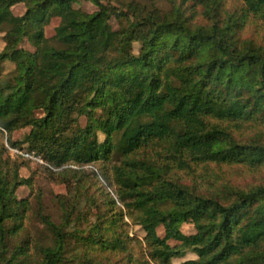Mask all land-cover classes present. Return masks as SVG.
<instances>
[{"label": "trees", "instance_id": "trees-1", "mask_svg": "<svg viewBox=\"0 0 264 264\" xmlns=\"http://www.w3.org/2000/svg\"><path fill=\"white\" fill-rule=\"evenodd\" d=\"M73 1L0 0V133L17 146L12 133L29 128L40 167L77 191L55 195L52 216L31 213L30 200L16 197L30 185L23 163L0 144V264L111 262L128 249L124 209L156 264L187 250L197 258L185 264H264V0H168L167 10L143 0L125 11L89 0L92 13ZM20 2L26 12L15 16ZM6 61L14 67L3 75ZM87 166L116 198L101 189L99 204L92 187L101 182L94 172L86 179ZM174 166L196 175L200 166L211 184L187 185ZM227 170L256 180H221ZM34 217L49 243L23 236ZM184 222L196 233L182 234Z\"/></svg>", "mask_w": 264, "mask_h": 264}, {"label": "rangeland", "instance_id": "rangeland-1", "mask_svg": "<svg viewBox=\"0 0 264 264\" xmlns=\"http://www.w3.org/2000/svg\"><path fill=\"white\" fill-rule=\"evenodd\" d=\"M133 1L141 2L143 0H110L111 5L123 11H125V5ZM157 1L160 6V9H169L170 3L168 0ZM229 2H232V0H229ZM73 8L87 13H92L97 10V6L89 0H74ZM11 12L15 16H22L26 12L25 4L22 2L14 4L11 7ZM59 22V18L55 17L51 19L50 23L47 26H45L44 33L47 38H51L55 34V28L58 26ZM109 22L113 30H116L118 28V21L114 15H112ZM251 33H253V26H250L247 35L251 36ZM3 35L4 32H0V51L5 45ZM21 47L29 51L34 50V47L28 42L27 39L23 40V42L21 43ZM138 48L139 43H134L135 52H137ZM13 67V63L9 61L4 62L2 66V74H8ZM28 132L29 128H23L12 133L11 141L18 143L17 146H12L6 138V134L0 133V144H4L7 147V154L11 158L23 163V166L20 168L19 173L22 177L30 180V185H23L18 187V189L16 190V197L18 199L28 198L30 200L31 213H36L41 209L43 213H47L52 216L58 210L57 204L54 200V196L67 195L70 198L72 195L76 194L77 191L75 185L68 186V183L59 182L58 178L49 175L40 167L39 164H42L43 160L39 155H37L35 151L30 150L29 142L26 140V135L28 134ZM112 165L113 162H110L107 168H109L110 170ZM173 168L174 177H178L181 182L187 185L195 186L197 184V186H201V189L203 190L211 184V181L207 182L204 178H200L199 173H201L202 175L204 172V168L200 166H196L197 175L192 174L190 171H182L179 168H175V166ZM83 169L87 173V175H85L87 176L86 179L90 182L94 179V176L91 175V172H94L97 176H99V180L101 183L97 184L98 188L96 186L92 187V193L96 196L97 200L99 201V204H101L103 200L102 190L108 192L110 196L116 198L114 194V187L109 186L103 179L100 178V175L96 171L95 167L87 166L83 167ZM232 171L233 172L227 170L226 173L221 176V180L229 178L228 180L233 183L244 182L246 184H253V182H255L254 180H256L254 179L255 176H252V174H246L241 176L238 170H236V172H234V170ZM84 206L85 201H82L81 207ZM123 211L125 215L120 225L122 226L123 236L125 237L128 244L127 253L126 255L118 254L116 257L113 258L111 262H106L105 264H113L114 261L120 262L124 257H126L124 258L125 264H156L150 258H148L146 252V243L144 239V230L137 223L134 216L132 217L130 215H126L125 209ZM94 212L95 208H92L90 210V217L92 218V220H95V218L92 216ZM25 225L26 228L23 232V236L30 237L31 239L35 238L42 244H47L50 242L49 232L44 228V226L39 222V220L36 219V217L27 220ZM180 231L185 236H190L196 233L194 225L189 222L182 223L180 226ZM157 234L161 238L164 236L163 226L158 227ZM168 243L172 246L180 244L172 240L168 241ZM196 258L197 256L192 250H187L183 256L174 257L172 259V264H185L188 260Z\"/></svg>", "mask_w": 264, "mask_h": 264}]
</instances>
